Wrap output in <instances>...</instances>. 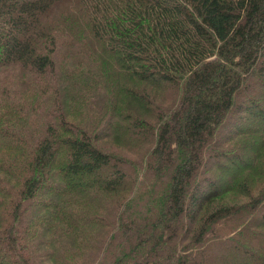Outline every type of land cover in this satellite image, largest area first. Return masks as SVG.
Segmentation results:
<instances>
[{
  "label": "trees",
  "instance_id": "16d2710c",
  "mask_svg": "<svg viewBox=\"0 0 264 264\" xmlns=\"http://www.w3.org/2000/svg\"><path fill=\"white\" fill-rule=\"evenodd\" d=\"M0 264H264V0H0Z\"/></svg>",
  "mask_w": 264,
  "mask_h": 264
},
{
  "label": "rangeland",
  "instance_id": "374dc122",
  "mask_svg": "<svg viewBox=\"0 0 264 264\" xmlns=\"http://www.w3.org/2000/svg\"><path fill=\"white\" fill-rule=\"evenodd\" d=\"M127 78H125L123 75H119V76H115V79H113V82H114V84H123V83H125V82H127ZM115 89H116V87H115ZM102 94H103V92H102ZM101 98V97H100ZM100 98H97V99H100ZM101 100V99H100ZM91 101L93 102V104L94 105H96V100L94 101L93 99H91ZM68 120L69 121H71V122H73V123H80L79 121H80V119L79 118H77L76 116H70V117H68ZM82 123V122H81ZM116 126H118V124H116ZM250 125L248 124V123H246V125H245V127H249ZM116 135H117V137H119L120 139H121V135L119 134V133H115ZM118 139V138H117ZM101 143L105 146V147H110L111 149H113V150H117L118 152L120 151V148L118 147V145H116L115 143H113L110 139H107V140H103V141H101ZM236 146H238L237 144H235V146H233V148L236 150L237 148H235ZM237 152H243L242 151V149L241 148H238L237 149ZM247 159V158H246ZM244 175H245V173H242V175H241V178L243 177L244 178ZM249 176H250V174H249ZM240 178V182L243 180V179H241ZM250 179H252V182L253 183H256V184H254L256 187H258V185L260 184V180H262L261 179V177L259 178V177H257V176H253V175H251L250 176ZM258 182H259V184H258ZM227 193V192H226ZM225 196H229V197H231L232 198V200H239L238 198H239V196L237 195V194H234V193H232V192H228ZM240 200L241 201H243V199L242 198H240Z\"/></svg>",
  "mask_w": 264,
  "mask_h": 264
}]
</instances>
